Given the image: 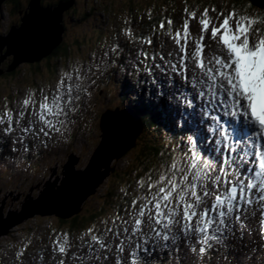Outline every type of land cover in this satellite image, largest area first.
Masks as SVG:
<instances>
[{"label": "snow or ice", "instance_id": "6c2138e0", "mask_svg": "<svg viewBox=\"0 0 264 264\" xmlns=\"http://www.w3.org/2000/svg\"><path fill=\"white\" fill-rule=\"evenodd\" d=\"M124 23L47 89L0 105V160L39 159L67 142L108 80L129 82L164 129L154 158L118 188L103 218L75 244L58 233L49 261L160 264L167 256L166 264H184L191 255L210 264L216 253L219 264L241 242L238 264H264V13L185 6L175 27L163 15L143 33Z\"/></svg>", "mask_w": 264, "mask_h": 264}, {"label": "rangeland", "instance_id": "374dc122", "mask_svg": "<svg viewBox=\"0 0 264 264\" xmlns=\"http://www.w3.org/2000/svg\"><path fill=\"white\" fill-rule=\"evenodd\" d=\"M65 1H68L69 4L70 1L74 2V5L68 9L63 16L64 22L62 31L64 32L61 43L65 42L66 47L68 46L69 54L67 57L60 56L58 58L52 57V52L48 55L51 58L48 56V58H42V56L36 55V59H31L27 62L25 61L15 65L13 56L6 55L7 51L4 50L3 53L0 54V105L7 100L6 96L8 95L12 97L13 94L18 95L19 92L24 93L26 90H29L28 87L32 89L33 86L40 83H52L58 74L57 69L60 65H65L69 60L77 61L76 58H85L95 49L98 41L113 34L118 23H121L120 25L123 26L126 20L130 21L133 19L134 13L135 16H137L142 14V12L154 8V11L151 12V16H154L158 20L162 14L160 13L162 8L171 5L175 9H183L186 3L184 0ZM222 1L223 0H214L210 3L204 0L207 4H214L219 7L222 6ZM255 1L259 2V0ZM56 2H59V0H42V5L54 3L52 6L55 7ZM11 3V0H5L1 6V35H7L9 33L8 31L12 29L11 27L17 24L15 22L17 13L14 11L15 7ZM191 4H193L192 7H195V2H191ZM26 6L27 3H24L22 8H26ZM172 12L174 11L172 10ZM20 14H22V12ZM24 14H26V11ZM130 15H132V17H130ZM162 15L165 16L164 13ZM24 16L25 15H23L22 18ZM19 19L20 17L16 20ZM178 21L180 22V19ZM150 27L151 26L146 27L145 29H150ZM143 29L144 28L140 25L133 26L134 32L142 33ZM121 42L127 46V42L124 41L123 38H121ZM61 43L58 41L57 44L59 45ZM127 47L131 50L134 46ZM49 62H52V64L56 66L55 75L50 74L41 77L32 76L30 72L35 71L39 66L43 69V66ZM43 72L45 74L47 70L43 69ZM15 73L16 75L13 76ZM126 82L127 81L122 83L116 80H108L97 85L92 94L93 99L88 112L84 115L80 124L73 130L67 142H62L58 146L53 147L44 156L36 159V161H34L35 159L15 161L16 159L11 157L7 160H0V211L3 208L4 218L11 212L20 213L28 200H38L46 190L47 183L50 181L52 185H54L55 191L60 190L66 178L63 167L68 160V156L75 155L80 159L76 167L78 170L86 168L103 139L101 123L106 114H120V117L117 118H121L123 122H128L131 125L134 122L133 114L138 116L139 113L143 131L142 135L137 140L136 147L131 149L122 159L112 161L110 166L112 171L109 176L99 184L93 195L87 197L83 204L81 203L82 212L76 215L80 218L84 216L82 217L84 222L86 216L90 217L93 214L97 215L95 221L103 218L118 188L124 186V184L131 179L132 176L128 179L127 174L131 175L130 171L132 168L140 164L147 165L150 159L154 158L151 155L143 158V153L147 151V148L153 146V143H155L153 139L157 141V138L160 137L159 131L160 129L162 130L161 124L153 118L150 107L146 106L139 97H136V100L130 99L129 95H131V92L123 89V85ZM121 113L125 115L121 116ZM144 117L150 118V121H145ZM154 120L157 124L153 122ZM144 122L147 124H144ZM137 159H142V161L138 163ZM53 174H55V176L51 179ZM70 186L69 184L68 188L65 187L62 189L61 194L64 198L70 197ZM69 200H71V198ZM48 224L59 227L61 222L60 219L55 216H35L14 228L12 233H10L13 237H3L5 239L0 242L1 264H12L13 259H15V257L11 258L9 256L10 249L4 247L5 243L9 245L12 243L25 245L28 242L40 240L42 237L43 239H47L52 236L50 235ZM91 224H93V221L89 219V221L84 224L86 226H83V228L86 229ZM80 229L81 227L79 230ZM51 233L53 232L51 231ZM48 241L50 242V240ZM239 255L241 257L240 260L243 259V254L240 252L234 257L235 261H240L237 257ZM216 260L215 258L210 264H216ZM46 263L53 264L52 262ZM15 264H18L16 259ZM184 264H199V262L194 261L191 255H189ZM205 264H209V262L206 261ZM245 264H247V262Z\"/></svg>", "mask_w": 264, "mask_h": 264}, {"label": "water", "instance_id": "95a60500", "mask_svg": "<svg viewBox=\"0 0 264 264\" xmlns=\"http://www.w3.org/2000/svg\"><path fill=\"white\" fill-rule=\"evenodd\" d=\"M5 0H0L1 6ZM254 5L263 6L264 0H251ZM74 5L73 1H63L55 7L42 5V0H31L25 16L19 26H12L6 35L0 34V54L7 49L6 55L13 56L15 65L36 59V55L47 57L63 39L64 13ZM6 57V56H2ZM3 59V58H2ZM134 122L130 125L123 122L120 114L108 113L101 123L103 139L96 149L92 160L85 169L76 167L80 159L75 155L68 157L63 167L66 176L60 190L55 191L51 181L38 200H28L22 211L8 213L4 216L0 211V238L30 218L35 216H55L61 220H69L79 215L81 203L95 193V189L112 171L113 160H120L131 149L136 147L138 138L142 135V123L139 116L133 114ZM55 174L52 175L53 179ZM70 186V197L64 198L62 189ZM71 198V200H69ZM83 209V208H82Z\"/></svg>", "mask_w": 264, "mask_h": 264}, {"label": "trees", "instance_id": "16d2710c", "mask_svg": "<svg viewBox=\"0 0 264 264\" xmlns=\"http://www.w3.org/2000/svg\"><path fill=\"white\" fill-rule=\"evenodd\" d=\"M12 1V5L15 7L16 10H14L16 13H17V16H16V19L20 17L19 20H16L15 19V22L17 23L15 26H19L21 24V18L22 16L24 15L25 11H27L28 9V6H29V3L31 2V0H11ZM65 0H59V3L60 2H63ZM186 2V4H191V2H196L198 0H184ZM207 1V0H206ZM211 1V0H209ZM214 1V0H213ZM223 2H230V5H232L233 3L237 4V5H244V7L249 10L250 8H254L253 6H251V4L248 2V0H223ZM24 3H27V6L26 8H22V5H24ZM201 3H205L204 0L201 1ZM54 5V3H47L45 5H43L44 7H48V6H52ZM56 5H58V2H56ZM55 5V6H56ZM250 11V10H249ZM264 11V10H263ZM22 12V14H20ZM12 13H13V10H12ZM260 13H264V12H260ZM14 26V25H13ZM9 32V31H8ZM70 48V46H69ZM68 46L66 47V44L65 42L64 43H61L59 44L58 46H56L53 51H52V57H67L68 55ZM50 57V56H48ZM47 57V58H48ZM51 58V57H50ZM44 68L43 69H46L47 70V73L44 74L43 72V69L41 66H39L35 71H32L30 72L32 74L33 77H41L43 75H55V67L52 62L50 63H47L45 66H43ZM15 74H13V76H15ZM124 88H126V84L123 85ZM148 117H144V120L145 121H150V119H146ZM149 123V122H148ZM144 124H147L146 122H144ZM158 141L160 143H162V141L160 139H158ZM160 148V145L159 143H154L153 146H151L150 148H147V151L144 154L143 158H145V156H148V155H151L152 157H154V154L155 152ZM142 154V155H143ZM138 163H140L142 161V159H137ZM144 165V164H140V165H136L132 168V170L130 171L131 172V175L130 174H127V178L129 179L133 173L135 174H139V170L141 168V166ZM125 185V184H124ZM95 215V214H94ZM91 215L90 217L86 216V219H85V222L83 221V218L84 216H82L81 218L79 216H75L74 218L72 219H69V220H61L60 219V228H64V227H69V229L73 230V231H76L78 230L80 227L83 228V226H86L84 225L85 223H87L90 220H92L93 222L96 220V216L97 215ZM94 216V217H93ZM89 218V219H88Z\"/></svg>", "mask_w": 264, "mask_h": 264}, {"label": "bare ground", "instance_id": "6f19581e", "mask_svg": "<svg viewBox=\"0 0 264 264\" xmlns=\"http://www.w3.org/2000/svg\"><path fill=\"white\" fill-rule=\"evenodd\" d=\"M15 10H16V9H15ZM125 84H127V82H126ZM135 112H136V111H135ZM136 114H137V113H136ZM138 116H140L139 113H138ZM141 116H142V115H141ZM59 162H60V161H59ZM42 178H43V177H42ZM93 215H94V214H93ZM240 243H241V242H237V244H238V253L241 252V251H240ZM235 245H236V244H233V247H234V248H235ZM233 247H232V248H233ZM228 254H229V253H228ZM228 254H227V255H228ZM240 255H241V254H240ZM240 255H239V257H240ZM192 262H193V261H192ZM245 263H246V262H245Z\"/></svg>", "mask_w": 264, "mask_h": 264}, {"label": "clouds", "instance_id": "9594fccd", "mask_svg": "<svg viewBox=\"0 0 264 264\" xmlns=\"http://www.w3.org/2000/svg\"><path fill=\"white\" fill-rule=\"evenodd\" d=\"M10 31V30H9ZM7 51V49H5Z\"/></svg>", "mask_w": 264, "mask_h": 264}]
</instances>
